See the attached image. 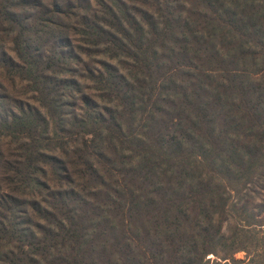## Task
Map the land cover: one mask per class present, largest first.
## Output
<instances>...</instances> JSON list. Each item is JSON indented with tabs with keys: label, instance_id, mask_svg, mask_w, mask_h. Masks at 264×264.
<instances>
[{
	"label": "trees",
	"instance_id": "16d2710c",
	"mask_svg": "<svg viewBox=\"0 0 264 264\" xmlns=\"http://www.w3.org/2000/svg\"><path fill=\"white\" fill-rule=\"evenodd\" d=\"M0 264H264V0H0Z\"/></svg>",
	"mask_w": 264,
	"mask_h": 264
},
{
	"label": "rangeland",
	"instance_id": "374dc122",
	"mask_svg": "<svg viewBox=\"0 0 264 264\" xmlns=\"http://www.w3.org/2000/svg\"><path fill=\"white\" fill-rule=\"evenodd\" d=\"M243 252L242 251H239V252H237L236 254H235V257L236 258H243Z\"/></svg>",
	"mask_w": 264,
	"mask_h": 264
}]
</instances>
